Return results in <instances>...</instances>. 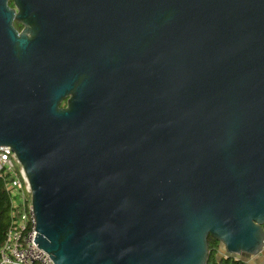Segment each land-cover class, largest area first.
I'll return each mask as SVG.
<instances>
[{"label": "water", "instance_id": "water-1", "mask_svg": "<svg viewBox=\"0 0 264 264\" xmlns=\"http://www.w3.org/2000/svg\"><path fill=\"white\" fill-rule=\"evenodd\" d=\"M13 1L50 34L58 20L59 61L34 83L0 0V147L27 178L37 248L207 264L210 237L261 255L264 0Z\"/></svg>", "mask_w": 264, "mask_h": 264}, {"label": "flooded vegetation", "instance_id": "flooded-vegetation-1", "mask_svg": "<svg viewBox=\"0 0 264 264\" xmlns=\"http://www.w3.org/2000/svg\"><path fill=\"white\" fill-rule=\"evenodd\" d=\"M6 4L10 14L9 25L17 41L12 45V56L29 65V74L25 78L34 83L41 78H50L49 64L52 62L55 65L59 61V43L55 34L58 20H53L54 31L50 34V22L44 19V13L22 12L13 0H7ZM18 41L22 44L19 45ZM52 78H55L54 71Z\"/></svg>", "mask_w": 264, "mask_h": 264}, {"label": "built area", "instance_id": "built-area-1", "mask_svg": "<svg viewBox=\"0 0 264 264\" xmlns=\"http://www.w3.org/2000/svg\"><path fill=\"white\" fill-rule=\"evenodd\" d=\"M11 174L7 188L19 195L22 202L21 224L6 235L0 250V264H53L50 257L33 243L34 218L30 202V187L22 167L9 147H0V173ZM25 199L27 204L25 205Z\"/></svg>", "mask_w": 264, "mask_h": 264}, {"label": "trees", "instance_id": "trees-1", "mask_svg": "<svg viewBox=\"0 0 264 264\" xmlns=\"http://www.w3.org/2000/svg\"><path fill=\"white\" fill-rule=\"evenodd\" d=\"M11 179V174L8 172L2 171L0 173V250L3 247L8 232L11 229L15 230L21 224L20 213L22 202L17 193L7 188ZM26 204L27 199H25ZM207 249V264H245L242 257H230L226 255L223 252L221 244L210 237L207 240Z\"/></svg>", "mask_w": 264, "mask_h": 264}, {"label": "crops", "instance_id": "crops-1", "mask_svg": "<svg viewBox=\"0 0 264 264\" xmlns=\"http://www.w3.org/2000/svg\"><path fill=\"white\" fill-rule=\"evenodd\" d=\"M245 264H264V254L258 255V257H251L250 259H243Z\"/></svg>", "mask_w": 264, "mask_h": 264}, {"label": "rangeland", "instance_id": "rangeland-1", "mask_svg": "<svg viewBox=\"0 0 264 264\" xmlns=\"http://www.w3.org/2000/svg\"><path fill=\"white\" fill-rule=\"evenodd\" d=\"M262 254H264V251L262 252ZM256 257H258V256H256ZM251 258V257H250ZM250 258H247V259H250Z\"/></svg>", "mask_w": 264, "mask_h": 264}]
</instances>
